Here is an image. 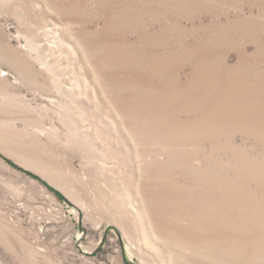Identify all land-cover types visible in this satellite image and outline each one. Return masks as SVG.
Wrapping results in <instances>:
<instances>
[{
	"label": "rangeland",
	"instance_id": "374dc122",
	"mask_svg": "<svg viewBox=\"0 0 264 264\" xmlns=\"http://www.w3.org/2000/svg\"><path fill=\"white\" fill-rule=\"evenodd\" d=\"M0 264H264V0H0Z\"/></svg>",
	"mask_w": 264,
	"mask_h": 264
}]
</instances>
